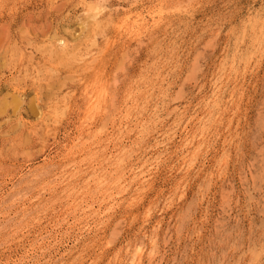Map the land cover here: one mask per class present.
Segmentation results:
<instances>
[{"label": "rangeland", "instance_id": "1", "mask_svg": "<svg viewBox=\"0 0 264 264\" xmlns=\"http://www.w3.org/2000/svg\"><path fill=\"white\" fill-rule=\"evenodd\" d=\"M0 264H264V0H0Z\"/></svg>", "mask_w": 264, "mask_h": 264}, {"label": "bare ground", "instance_id": "2", "mask_svg": "<svg viewBox=\"0 0 264 264\" xmlns=\"http://www.w3.org/2000/svg\"><path fill=\"white\" fill-rule=\"evenodd\" d=\"M105 6V5H104ZM96 12V11H95ZM130 13V12H129ZM95 15H97V14H95ZM147 17V16H146ZM124 20V19H123ZM140 20V19H139ZM162 21V20H161ZM93 22V21H92ZM159 23V22H158ZM127 26V25H126ZM131 32V31H130ZM141 32H142V30H141ZM89 33V32H88ZM136 33H134V35H135ZM7 35V34H6ZM71 36V35H70ZM89 36V35H88ZM51 37V36H50ZM72 38V37H71ZM88 38V37H87ZM74 40V39H73ZM69 41V40H68ZM7 43V42H6ZM16 43V42H15ZM47 47V46H46ZM26 49V48H25ZM62 50V49H61ZM75 50V49H74ZM76 51V50H75ZM65 54V53H64ZM21 56V55H20ZM21 82V81H20ZM6 97V96H5ZM18 102V101H17ZM20 103V102H19ZM10 108V107H9ZM17 112V111H16ZM13 113V112H12ZM14 115V114H13ZM10 117V116H9Z\"/></svg>", "mask_w": 264, "mask_h": 264}]
</instances>
